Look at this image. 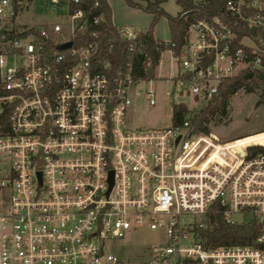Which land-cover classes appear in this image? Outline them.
<instances>
[{
	"label": "built area",
	"instance_id": "built-area-1",
	"mask_svg": "<svg viewBox=\"0 0 264 264\" xmlns=\"http://www.w3.org/2000/svg\"><path fill=\"white\" fill-rule=\"evenodd\" d=\"M34 1L0 0V264H264V145L225 148L194 130L197 111L181 101L172 105L185 112L181 123L131 127L146 81L131 58L150 65L144 31L113 23L133 50L112 70L98 0H45L57 21L19 24ZM168 51L175 87L164 94L173 100L207 103L226 78L264 75V0H224ZM143 96L156 103L152 90ZM217 208L225 223L256 222L263 233L250 244H205ZM142 229L159 231L160 244L135 256L114 249Z\"/></svg>",
	"mask_w": 264,
	"mask_h": 264
},
{
	"label": "rangeland",
	"instance_id": "rangeland-1",
	"mask_svg": "<svg viewBox=\"0 0 264 264\" xmlns=\"http://www.w3.org/2000/svg\"><path fill=\"white\" fill-rule=\"evenodd\" d=\"M106 1L111 10L112 22L116 26L132 25L141 31H146L150 27L151 13L130 7L124 0ZM134 1L144 6L146 1L152 0ZM160 6L170 16H176L181 10L175 0H167ZM57 20L55 10L47 7V1L45 0H35L17 17V22L22 25L51 24ZM152 34L155 38L162 41L170 40L171 35L165 15L160 16L154 23ZM180 54L183 55L184 51H181ZM173 72H176V64L171 62L170 51L164 50L160 55L158 65L154 68V78L136 86L142 89V94L133 97L128 116L131 127L148 129L171 126L172 105L178 101H181L187 109H195L196 113L207 105L208 102L197 103L191 97L174 98L173 100L171 97L165 96V90L171 91L175 87L170 78ZM263 87L262 84H256L253 90L249 92L245 88H240L229 96L227 114L223 116L216 115L208 122L209 131L220 142L233 140L236 143H243L264 139V97L260 99ZM146 90L153 91L156 99L154 105L148 104L144 99L143 92ZM217 148L219 149V146H216V150ZM216 157L220 159L221 154L218 153ZM200 218L196 215H182L180 222H197ZM241 218L239 215L233 216L235 221H241ZM244 220H247V218ZM161 241L162 234L159 231L142 229L128 232L125 240H116L114 249L119 250L121 246H124V256H135V254L143 250V247L160 244Z\"/></svg>",
	"mask_w": 264,
	"mask_h": 264
},
{
	"label": "trees",
	"instance_id": "trees-1",
	"mask_svg": "<svg viewBox=\"0 0 264 264\" xmlns=\"http://www.w3.org/2000/svg\"><path fill=\"white\" fill-rule=\"evenodd\" d=\"M92 3L94 0H87ZM100 3V10L104 13L105 29L98 30V37L101 41V57L108 59L111 63V68L114 70L117 66L123 63L127 58L130 49L129 44L120 39L115 33V28L111 19V10L106 0H98ZM167 0H152L146 1L143 6L134 0H124V2L133 8L142 9L151 13L152 20L148 30L141 33L140 37L143 39V49L147 52L150 60V65L144 70L143 56L135 54L131 58L134 67L135 77L143 78L144 80H151L154 78V68L159 63V58L164 50H173L179 52L185 42V37L188 31V26L191 22L199 17L212 19L214 16L220 14V9L224 0H175L176 4L180 6L181 10L176 16L166 14L161 8V4ZM165 15L170 31L171 38L168 41L157 39L152 34V27L160 16ZM256 84H262L257 77H245L244 74H239L234 77L224 79L218 86L217 93L207 105L198 113H194L189 119L190 124L196 132L207 133L208 122L216 115L223 116L227 114V103L229 96L234 94L240 88H245L246 91H252ZM264 97L263 92L260 99ZM185 112L177 110L172 107L171 123L173 125L182 122ZM227 148H240L250 144L264 145V139L259 141H250L243 143H236L233 140L225 142ZM213 226L209 230L201 232L205 244L207 245H232V244H250L261 233H263V226L256 222H251L245 225L227 224L225 223L221 212L217 208L215 215L211 217Z\"/></svg>",
	"mask_w": 264,
	"mask_h": 264
},
{
	"label": "water",
	"instance_id": "water-1",
	"mask_svg": "<svg viewBox=\"0 0 264 264\" xmlns=\"http://www.w3.org/2000/svg\"><path fill=\"white\" fill-rule=\"evenodd\" d=\"M70 42L66 43V44H63L61 45L59 48L63 49V48H66V47H69L70 46ZM245 77H252V73H247L245 74ZM257 78L260 80V81H264V75L263 74H259L257 76Z\"/></svg>",
	"mask_w": 264,
	"mask_h": 264
},
{
	"label": "bare ground",
	"instance_id": "bare-ground-1",
	"mask_svg": "<svg viewBox=\"0 0 264 264\" xmlns=\"http://www.w3.org/2000/svg\"><path fill=\"white\" fill-rule=\"evenodd\" d=\"M221 147H222V146H221ZM221 147L219 146V149H220ZM243 147H244V146H243ZM225 148H227V147H225ZM236 148H237V147H236ZM240 148H241V147H240ZM219 149L217 148V150H215V151L213 152V156L216 157L217 154L220 153V152H219Z\"/></svg>",
	"mask_w": 264,
	"mask_h": 264
},
{
	"label": "crops",
	"instance_id": "crops-1",
	"mask_svg": "<svg viewBox=\"0 0 264 264\" xmlns=\"http://www.w3.org/2000/svg\"><path fill=\"white\" fill-rule=\"evenodd\" d=\"M173 71V70H172Z\"/></svg>",
	"mask_w": 264,
	"mask_h": 264
}]
</instances>
